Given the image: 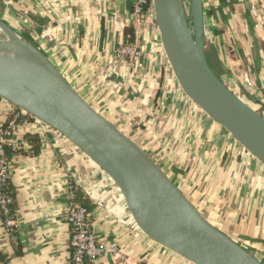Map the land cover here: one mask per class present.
I'll return each instance as SVG.
<instances>
[{"label": "crops", "instance_id": "0c3cea01", "mask_svg": "<svg viewBox=\"0 0 264 264\" xmlns=\"http://www.w3.org/2000/svg\"><path fill=\"white\" fill-rule=\"evenodd\" d=\"M249 2L248 12L245 0H204L207 49L216 73L240 96L258 97L264 115V0ZM134 4L17 0L9 8L0 2V20L35 44L158 164L152 146L166 142L179 157L182 183L161 168L184 192L189 189L194 200L185 193L216 227L264 260V167L185 96L154 18L138 26ZM127 43L138 46L135 61L118 55ZM21 114L13 138L26 146L8 152L15 225L7 227L0 209V264H72L66 217L71 184L80 189L92 231L105 249L93 264H192L140 231L117 187L92 161L55 131ZM14 115V106L0 98V127ZM195 177L201 190L190 183Z\"/></svg>", "mask_w": 264, "mask_h": 264}, {"label": "water", "instance_id": "95a60500", "mask_svg": "<svg viewBox=\"0 0 264 264\" xmlns=\"http://www.w3.org/2000/svg\"><path fill=\"white\" fill-rule=\"evenodd\" d=\"M245 6L251 11L249 0ZM153 7L163 51L182 92L264 167L261 101L238 95L209 62L204 0H189V10L186 0H153ZM0 33V98L64 137L107 175L143 234L192 264H264L254 249L216 227L35 44L1 20Z\"/></svg>", "mask_w": 264, "mask_h": 264}, {"label": "built area", "instance_id": "2783aa9c", "mask_svg": "<svg viewBox=\"0 0 264 264\" xmlns=\"http://www.w3.org/2000/svg\"><path fill=\"white\" fill-rule=\"evenodd\" d=\"M10 7H13L17 0H0ZM133 15L138 26H142L147 21L154 18L153 0H135ZM119 57L124 60H136L139 56L136 43H127L118 51ZM17 118V116H16ZM15 121H11L9 126L0 127V209L6 217V225L12 228L15 223L11 217V207L14 197L10 193L11 176L9 151L18 153L26 146L13 138L16 128ZM78 186H69L67 221L71 229V261L72 264H89L97 261L104 253V248L100 246L91 228V213L76 201Z\"/></svg>", "mask_w": 264, "mask_h": 264}, {"label": "rangeland", "instance_id": "374dc122", "mask_svg": "<svg viewBox=\"0 0 264 264\" xmlns=\"http://www.w3.org/2000/svg\"><path fill=\"white\" fill-rule=\"evenodd\" d=\"M186 3H187L188 10H189V0H186ZM209 14L210 13L207 10V17L209 16ZM212 62H214V58L213 57H212ZM216 70H217V68H216ZM259 111H261L260 107H259ZM155 140H157V139H155ZM165 144H166V142H164V144H162V145H159L158 147H157V145L152 146V149H154V150L156 149L155 150V153H156L155 158L157 159V161L159 162V164L161 165V167L164 170H167L169 173H171L172 177L175 180H177L178 182L182 183V178L179 177V174L180 173L181 174H185V173L181 172V170H180L179 157H178V155L174 154V150L171 147H167L168 144H166V145ZM206 145H209V144H206ZM236 172H237L236 177L241 178L243 173H240V169L239 168L237 169ZM248 174H249V178H250L252 175H250V173H248ZM189 178L190 177H186L185 181H187V179H189ZM190 183L195 186V188H194L195 190H201L202 189V185H201V183L199 184V179H197L196 177L192 178V182H190ZM183 187L184 186L182 185V188ZM184 190L189 195V189L187 191H186V189H184ZM189 196L192 198V200H194L193 196H191V195H189ZM198 199H200V198H198Z\"/></svg>", "mask_w": 264, "mask_h": 264}, {"label": "trees", "instance_id": "16d2710c", "mask_svg": "<svg viewBox=\"0 0 264 264\" xmlns=\"http://www.w3.org/2000/svg\"><path fill=\"white\" fill-rule=\"evenodd\" d=\"M128 33L126 34V36H127V38H128V40L130 41V42H132L133 41V39H134V36H133V32H130V30L129 31H127ZM208 58H209V54H208ZM209 62H210V58H209ZM14 110H15V114H17L16 116H17V118L15 117V115L13 116V118L5 125V128H7L8 126H9V124H10V122L11 121H15V123L16 124H18V123H20V121H21V119H22V117H23V115L21 114V110H19V109H17L16 107H14ZM27 117L26 118H28V119H30V120H34L31 116H29V115H26ZM27 140L28 141H31L32 139H31V137H27ZM27 141V142H28ZM19 153V152H18ZM7 159H9V154H7ZM79 192H80V189L78 188L77 189V191L75 192V194H76V201L79 203V204H81L83 207H85L83 204H82V202L80 201V199H79ZM11 193V192H10ZM12 195V194H11ZM86 209H88L87 207H85ZM88 211H89V209H88ZM89 264H93V263H89Z\"/></svg>", "mask_w": 264, "mask_h": 264}]
</instances>
